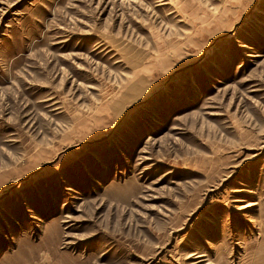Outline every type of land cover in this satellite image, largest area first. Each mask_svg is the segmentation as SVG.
<instances>
[{"label": "rangeland", "instance_id": "1", "mask_svg": "<svg viewBox=\"0 0 264 264\" xmlns=\"http://www.w3.org/2000/svg\"><path fill=\"white\" fill-rule=\"evenodd\" d=\"M0 264H264V0H0Z\"/></svg>", "mask_w": 264, "mask_h": 264}, {"label": "bare ground", "instance_id": "2", "mask_svg": "<svg viewBox=\"0 0 264 264\" xmlns=\"http://www.w3.org/2000/svg\"><path fill=\"white\" fill-rule=\"evenodd\" d=\"M242 47H247L246 45H242Z\"/></svg>", "mask_w": 264, "mask_h": 264}]
</instances>
